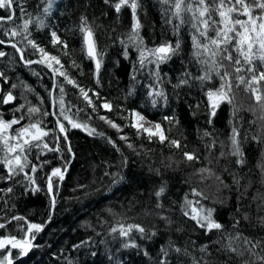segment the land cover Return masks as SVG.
Returning a JSON list of instances; mask_svg holds the SVG:
<instances>
[{
  "label": "trees",
  "instance_id": "trees-1",
  "mask_svg": "<svg viewBox=\"0 0 264 264\" xmlns=\"http://www.w3.org/2000/svg\"><path fill=\"white\" fill-rule=\"evenodd\" d=\"M116 2L53 0L45 13L48 0H14L13 20L0 25V39L22 48L25 61L40 60L39 52L22 36L10 38L4 34L31 17L30 38L60 59V70L88 90L95 105L94 110L77 87L57 75L54 113L65 124L70 154L51 114V72L42 65L26 66L16 49L0 45V51L7 53L0 58V72L4 73L0 84L5 96L11 92L15 97L11 105L0 101V117L11 120L23 116L13 129L41 121L49 131L44 142L59 149L32 148L24 171L11 178H6L8 170L0 163V223L5 224L0 228V238L24 239L29 224H46L52 207L50 173L55 168L66 170L73 158L65 180L52 179L57 201L51 223L39 236L35 230L30 233L31 238H37L26 255L10 248L13 264H241L240 258L226 251L229 238L239 233L253 240L264 239V203L259 199L264 195L261 113L259 109L249 110L254 100L240 86L233 88V103H219L212 115L214 102L208 92L220 87L216 71L222 70L210 69V64L202 63L206 56L196 55L191 26L182 25L177 31L178 20L166 22L171 15L165 12L167 5L160 0H140L137 15L142 27L138 37L130 39L132 12L123 7L117 13L113 7ZM8 15V9H0V16ZM82 17L93 29L100 53L98 73L84 50ZM37 19L45 26L35 23ZM53 31L67 48L53 44ZM165 43L180 46L170 58L159 61L151 50ZM206 75L207 79H200ZM60 86L65 90L68 115L87 129H94L93 134L84 128H72L60 116ZM106 101L112 105L111 111L101 107ZM29 107H38L40 112L30 116ZM136 113L154 126L159 124L168 140L161 143L133 127L139 125ZM101 116L119 127H112ZM234 127L239 132L243 164L231 154ZM173 139L180 142V148L169 143ZM185 152L194 153L198 159L187 161ZM4 155L0 146V161ZM33 165L35 172L31 171ZM200 169L209 171L202 173ZM162 186L165 191L157 197ZM194 208L212 209L213 219L222 229L208 232L201 228L191 218ZM121 224H139L145 232L133 229L127 237H121L111 231ZM231 242L234 247H243L240 240ZM8 250L0 251V258Z\"/></svg>",
  "mask_w": 264,
  "mask_h": 264
},
{
  "label": "snow or ice",
  "instance_id": "snow-or-ice-1",
  "mask_svg": "<svg viewBox=\"0 0 264 264\" xmlns=\"http://www.w3.org/2000/svg\"><path fill=\"white\" fill-rule=\"evenodd\" d=\"M53 0H48V8L44 11L47 13L51 8ZM163 5L168 7L165 9L166 14L170 13V18L166 21L171 23L173 19L178 20L179 23L175 25V29L178 31L182 25L188 24L194 30L192 35L193 46L197 50L196 55L206 56V59L202 61L206 65L210 64V69L216 70L220 69L222 71H216V75L219 76L221 80L220 87L215 91H209L208 97L211 100L215 98L212 104V115H215V108L219 106V103L227 102L229 104L233 103L235 98L233 88H240L244 86V91L250 93V98L254 100V105L250 106L249 110L255 112L259 109L261 115L259 119L264 121V0H160ZM105 3H109V0H105ZM14 6V0H0V9H8V16H0V25L3 22L11 21L14 18V12H12ZM113 7L115 11L119 13L123 7H128L133 16L132 31L130 34V39H135L139 35V29L142 27L139 17L137 15V10L141 7L140 0H118ZM22 13H25L23 7L20 8ZM26 14V13H25ZM34 21L31 19H25L22 25H18L16 28L5 30L4 34L10 38H15L17 36H22L27 44L39 52L41 59L38 61L26 60V64L32 63H45L55 75L63 77L64 81L74 87L79 89V92L87 104L95 110V105L93 104L92 98L88 94V90L80 87L74 79H72L66 71H61L63 68L60 59L51 55L43 47H40L34 39L30 38L29 25ZM40 27H44L42 20L37 19L35 21ZM80 31L84 34V50L88 58L96 62V71L99 72L100 69V53L97 51L96 42L94 39L93 29L88 25L87 18H81V28ZM211 33V35H210ZM53 44H61L64 48H67V44H64L56 32L51 33ZM5 43H10L11 47L16 49L20 53V57L24 59V50L17 46L16 43L5 41L0 39V45ZM179 43L173 46L170 43L162 44L161 46L152 49L151 52L157 57L159 61H164L170 58L171 54H174L179 49ZM6 52L0 51V58L5 57ZM143 55V54H142ZM257 61L260 67H257ZM143 63V61H141ZM53 65H59V68ZM231 68V71L229 70ZM242 72H247L250 75H242ZM233 73L236 75L233 76ZM0 77H4V73L0 72ZM208 76L200 77V79H207ZM233 79L236 83L233 84ZM6 80V78H5ZM98 82V81H97ZM185 83V81H181ZM12 87H16L13 85ZM63 86L59 87V92L61 93L59 99L60 105V116L63 120L67 121L72 128H84L93 134L94 129H87L86 125L74 121L69 115V109L65 108V102L63 98L64 93ZM162 95L161 93H157ZM97 97L98 93H94ZM15 97L11 92H9L2 100V103L9 104L13 102ZM21 105L20 108H23ZM102 108L111 111L112 105L109 102H104L101 105ZM20 109H17L19 111ZM236 109L234 107V113ZM40 112L38 107L27 108V113L35 115ZM55 115V113H51ZM45 116L49 113L45 112ZM140 120H144L143 116L139 113L135 114ZM24 119L23 116L11 120H4L0 117V146L5 155L0 161L7 168V177L11 178L13 175H18L22 173L27 166L28 159L27 153L32 148H44L49 151H59V149L54 147H49L47 142H44V137L49 135V131L42 127V122L36 120L35 122L29 123L26 126H22L19 129H13L14 125L20 124L21 120ZM100 119L106 120L112 127L118 128L112 121H108L106 117L101 116ZM57 127L60 133L64 134V139L67 141V131L65 124L61 122L60 119L56 121ZM138 131L142 130L146 132L151 137H157L161 143L168 140L165 135L164 130L159 124L155 125V130L152 128H143L142 125H133ZM102 135V134H101ZM207 135V133H206ZM239 132L234 127L232 129L231 136V154L239 157L237 160L238 164H243V152L241 148V142L238 139ZM59 139V137H57ZM124 139V137H121ZM253 139L260 140V137L254 136ZM111 142V141H110ZM169 143L180 148V142L178 140H170ZM115 146V145H114ZM131 147V145H129ZM68 152L71 153V147L68 146ZM184 157L187 161H193L198 159L194 153L185 152ZM37 169L33 165L31 168L32 172ZM203 173L209 171L208 169H200ZM27 175V173H25ZM52 177H59L60 180L64 178V172L60 168L53 169L48 182V191L52 193L53 182ZM35 183V181H32ZM11 191V188L7 189ZM165 191L162 186L156 192V196L160 197ZM195 195H201V193L193 190ZM262 203H264V195L259 197ZM190 203V202H189ZM55 204V197H53V206ZM159 207V205H158ZM192 219L197 222L201 228H206L208 232L213 230L222 229V225L213 219V210H197L193 209ZM203 213V214H201ZM185 215H188L186 212ZM247 218V217H245ZM13 219H22L21 217H13ZM239 223V221H237ZM261 223H264V218H261ZM5 224L0 223V228H4ZM42 226L38 224H29L27 232L31 233L33 230L36 232L41 231ZM135 229L140 233H144L145 229L139 225H119L118 227H113L111 231L113 233L119 232L121 237H127L129 233ZM35 238L34 236L32 237ZM242 241L243 247H234L232 240ZM10 246L11 249H19L20 255H26L31 247L29 240H18L16 237H4L0 238V250H4ZM128 245L126 244L125 247ZM135 246V245H133ZM260 252H257V249ZM205 251L206 248H202ZM177 252L180 251L179 248L176 249ZM226 251L232 253L234 256L240 258L241 264H264V239L253 240L249 237H244L239 233L236 237L229 238V243L226 245ZM166 255V253H165ZM253 257L255 259H253ZM0 264H13L12 252L9 249L7 253L0 258Z\"/></svg>",
  "mask_w": 264,
  "mask_h": 264
},
{
  "label": "water",
  "instance_id": "water-1",
  "mask_svg": "<svg viewBox=\"0 0 264 264\" xmlns=\"http://www.w3.org/2000/svg\"><path fill=\"white\" fill-rule=\"evenodd\" d=\"M12 12H14V6H13V9H12ZM15 14V13H14ZM6 22H9V21H6ZM3 46H11L10 45V43H5ZM19 54V56H20V53H18ZM20 59H21V57H20ZM21 61L26 65V66H30V65H35V64H37V65H42V66H44L45 68H47L50 72H51V74H52V76H53V89H52V92H51V104H52V113H54V107H55V89H56V79H57V75H55L54 76V73H53V71L49 68V67H47L46 66V64H47V62H45V63H32V64H26L25 63V60L23 59H21ZM34 61H38V60H34ZM94 61V60H93ZM94 63H95V66H96V62L94 61ZM5 97V95H4V91H3V87H2V85L0 84V101L1 100H3V98ZM14 103V101L13 102H10L9 104H5V105H11V104H13ZM53 116V118H54V120L55 121H57V118H56V116L55 115H52ZM56 125H57V123H56ZM58 128V127H57ZM58 131H59V129H58ZM60 132V131H59ZM61 135H62V137L64 138V134H62V133H60ZM66 143H67V146H70V141H69V139H68V136H67V141H66ZM71 147V146H70ZM70 154H72V150H71V153ZM72 162H73V158H72V160H71V162L69 163V165H68V167L66 168V170H63L62 168H60L61 170H62V172H64V178H63V180H65V178L67 177V175H68V173H69V171H70V167H71V165H72ZM52 173V172H51ZM51 173H50V176H51ZM49 176V177H50ZM52 179H53V177H52ZM48 182H49V179H48ZM49 192V191H48ZM49 195H50V199H51V203H52V207H51V211H50V216H49V218H48V220L46 221V224H44L43 226H42V228H41V231H39V233H38V235L37 236H39L43 231H45V229L48 227V225L51 223V221H52V218H53V214H54V210H55V205H56V201H57V199H56V196H55V194H54V190L52 191V193H49ZM53 197H55V204H54V206H53ZM37 236L34 238V239H31L30 238V233H28V235H27V237L26 238H24V239H19V238H17L18 240H25V239H27V240H29L30 241V243H31V247H30V249L28 250V252L27 253H29L32 249H33V247H34V244H35V241H36V238H37ZM7 249H10V246H8V248H6V249H4V250H7ZM0 251H3V250H0Z\"/></svg>",
  "mask_w": 264,
  "mask_h": 264
},
{
  "label": "rangeland",
  "instance_id": "rangeland-1",
  "mask_svg": "<svg viewBox=\"0 0 264 264\" xmlns=\"http://www.w3.org/2000/svg\"><path fill=\"white\" fill-rule=\"evenodd\" d=\"M213 102H216L215 98H213ZM136 121L139 125H142L143 127H148V128L152 127L149 123H146L147 120L145 118H144V120H140L138 117ZM152 129L155 130V127H152Z\"/></svg>",
  "mask_w": 264,
  "mask_h": 264
},
{
  "label": "bare ground",
  "instance_id": "bare-ground-1",
  "mask_svg": "<svg viewBox=\"0 0 264 264\" xmlns=\"http://www.w3.org/2000/svg\"><path fill=\"white\" fill-rule=\"evenodd\" d=\"M54 85V84H53ZM57 86V85H56ZM52 89H53V86H52ZM51 92H52V90H51ZM55 92H56V89H55ZM57 118V117H56ZM58 119V118H57ZM147 120V119H146ZM55 123H56V121H55ZM146 123H149L152 127L154 126V123H152V122H150V121H146ZM152 127H149V128H152ZM143 128H148V127H143ZM56 129L58 130V128H57V125H56ZM59 132V131H58ZM60 133V132H59ZM61 135V134H60ZM62 136V135H61Z\"/></svg>",
  "mask_w": 264,
  "mask_h": 264
}]
</instances>
